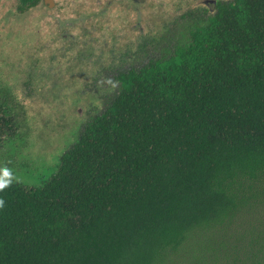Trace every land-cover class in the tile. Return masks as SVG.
I'll return each instance as SVG.
<instances>
[{"label":"trees","instance_id":"trees-1","mask_svg":"<svg viewBox=\"0 0 264 264\" xmlns=\"http://www.w3.org/2000/svg\"><path fill=\"white\" fill-rule=\"evenodd\" d=\"M182 20L114 72L54 174L0 172V264H167L186 247L264 264V0ZM18 102L0 77V138L18 134Z\"/></svg>","mask_w":264,"mask_h":264},{"label":"rangeland","instance_id":"rangeland-1","mask_svg":"<svg viewBox=\"0 0 264 264\" xmlns=\"http://www.w3.org/2000/svg\"><path fill=\"white\" fill-rule=\"evenodd\" d=\"M52 1L21 13L18 0H0V77L20 100L18 134L0 138V172L27 185L56 172L60 156L115 92L114 72L145 60V41L180 29L185 13L214 10L219 0ZM167 264L254 263L186 247Z\"/></svg>","mask_w":264,"mask_h":264},{"label":"water","instance_id":"water-1","mask_svg":"<svg viewBox=\"0 0 264 264\" xmlns=\"http://www.w3.org/2000/svg\"><path fill=\"white\" fill-rule=\"evenodd\" d=\"M139 2H143L144 0H137ZM46 4L48 5V7H52L53 6V1L52 0H46Z\"/></svg>","mask_w":264,"mask_h":264}]
</instances>
